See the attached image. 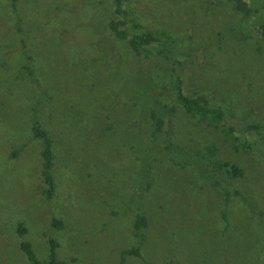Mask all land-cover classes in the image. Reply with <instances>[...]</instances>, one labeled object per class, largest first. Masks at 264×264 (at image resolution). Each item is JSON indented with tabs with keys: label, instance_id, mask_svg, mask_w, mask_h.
I'll return each mask as SVG.
<instances>
[{
	"label": "rangeland",
	"instance_id": "rangeland-1",
	"mask_svg": "<svg viewBox=\"0 0 264 264\" xmlns=\"http://www.w3.org/2000/svg\"><path fill=\"white\" fill-rule=\"evenodd\" d=\"M9 2L0 0V264H31L20 247V223L40 260L48 258L51 236L66 264H264V140L249 132L252 147L235 149L226 135L229 124L239 132L253 123L264 127V43L243 33L230 2L130 0L139 21L177 39L182 64L175 67L185 92L204 93L226 111L218 129L187 116L176 100V71L155 57L147 73L157 96L177 108L168 112L165 143L203 154L213 143L212 160L235 162L245 173L231 179L225 168L206 166L245 192L252 206L234 195L226 204L222 186L202 181L191 165H177L171 149L172 158L159 147L150 150L158 144L153 123L127 101L140 96L136 77L144 74L131 72L135 58L107 29L109 0L18 3L36 81L23 68L26 55ZM35 118L57 150L52 200L42 192L43 145L32 133ZM146 152L149 160L157 157L150 190L140 170ZM135 206L148 217L144 259L130 256L122 263V250L138 243ZM54 216L63 220L61 229L52 227Z\"/></svg>",
	"mask_w": 264,
	"mask_h": 264
},
{
	"label": "trees",
	"instance_id": "trees-1",
	"mask_svg": "<svg viewBox=\"0 0 264 264\" xmlns=\"http://www.w3.org/2000/svg\"><path fill=\"white\" fill-rule=\"evenodd\" d=\"M9 1L12 7L11 9L16 16V29L21 37L20 41L22 48L24 47V55H26L23 68L24 70H26V73H28L30 77H34L36 81L37 77L35 75V71L32 68V55L27 49L26 41L23 34L24 32L21 27L22 18L20 17L18 9V3L21 0ZM226 1L230 2L233 9L238 14H240V28L243 33L249 35L252 38H255L259 43H264V21L259 20V17H261V13L264 16V5H253L252 0ZM109 2L111 4V13L109 14V17L106 20L107 29L110 31L117 43L125 45L135 58L134 63L136 68L131 72L134 73V71L139 69L144 74L143 76L136 77V86L137 88H140V96H132L127 101H134L133 107L137 108L138 116L140 115L139 117H144L146 120H150L153 123L151 137L158 144L155 147H151L150 150L159 147L162 156L171 157L168 151H166L167 148L171 149L172 153H174L173 157H175V162L177 165L181 166L182 168L191 165L193 166V168H195V170H198L197 173L201 176L202 181L208 180L214 186H222L224 190V201L226 204H229L232 195H234L240 196L243 200H245L252 206L254 203L245 192L240 191L238 189H232L222 179H220L219 177H215L213 175L214 173L212 172V169L210 170L208 166H206V164L211 163L214 170H221L222 168H225V171L228 176L227 178L231 179L242 177L245 173L244 169L235 162L231 163L226 161L222 164L221 162L212 160V158L216 155L217 149L213 143L207 144L206 153H204L205 155L201 152L181 150L177 147L171 146L172 144L167 146L165 142L168 141L166 140L165 133L167 131V117L169 116L168 112L174 113L177 111V108L175 106H168L157 96V89L155 88L153 78L150 77L147 73V67L150 65V62L154 60L155 57L158 60H162L170 68L176 71L175 74L177 79H175L174 81L176 89V100L183 107L184 112L187 116L197 118L199 122L212 126L215 129H218L226 116L225 107L213 105L208 96L204 93L194 91L192 95H189L185 92L183 88V82L181 80V74L177 72L175 67V65L177 64H182L181 59L179 58L180 49L177 46V39L175 37H173L165 29L152 30L148 26L143 24L141 21H139L132 14L130 0H109ZM33 122V136L35 138L41 139L43 145L41 156L42 175L45 186L42 192L46 199L52 200L53 197H55L57 194L56 178L53 171L57 155L55 141L50 132L40 125L38 118H35ZM111 127L112 126H110V128ZM263 129L264 127L261 124L253 123L249 124L247 127L242 128V133L239 132L234 125L229 124L226 128V135L229 140L235 143V149H238L240 146L251 148L252 143L247 136L248 133L253 132L259 135L262 140H264ZM19 152L20 150L16 149L13 151L12 155L16 156ZM148 153L149 152H146L140 157V159L142 160V167L140 168V170L142 172H145L147 178V182H145V187L147 190H150L152 186V182H150L153 171L152 165L154 161L157 160V157L151 158L149 160L150 157L147 156ZM176 154H189V156L191 154L194 155L197 160L194 162L190 160L191 157L189 156L187 158H178ZM146 156L149 158H146ZM133 210L136 213V220L133 224V230L135 236L138 237V243L136 244V246H131L122 250V263H124L126 258L130 256L144 259L143 244L146 236L144 234V230L149 225L148 217L139 206H135ZM222 217L227 222L226 227H229L226 210H224ZM63 225L64 223L62 219L56 216L52 218V227L61 229ZM17 232L21 237L20 247L22 251L25 252L31 264H66L65 260L60 259L58 257L59 243L54 237L48 236V258L46 260H40L35 250L33 249L31 242L24 240L23 238L24 235L27 233V228L24 226L23 223H20L18 225Z\"/></svg>",
	"mask_w": 264,
	"mask_h": 264
}]
</instances>
